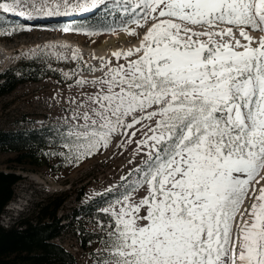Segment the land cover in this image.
<instances>
[{"label": "snow or ice", "instance_id": "6c2138e0", "mask_svg": "<svg viewBox=\"0 0 264 264\" xmlns=\"http://www.w3.org/2000/svg\"><path fill=\"white\" fill-rule=\"evenodd\" d=\"M20 2L0 10L33 18L17 11ZM112 3L130 36L140 35L130 24L146 33L139 47L113 53L126 63L89 65L102 76L75 80L81 99L70 100L75 107L61 130L62 146L78 161L135 125L144 129L133 142L147 148V159L104 209L112 223L98 264H264V0ZM101 6L107 0L31 5L37 17ZM15 30L0 28V35Z\"/></svg>", "mask_w": 264, "mask_h": 264}, {"label": "rangeland", "instance_id": "374dc122", "mask_svg": "<svg viewBox=\"0 0 264 264\" xmlns=\"http://www.w3.org/2000/svg\"><path fill=\"white\" fill-rule=\"evenodd\" d=\"M73 1V3L83 2V0ZM107 2L110 5L112 0ZM25 3L32 9L31 11L35 12L31 7L33 3ZM4 15L8 18L13 17L10 13H4ZM15 18L18 17L15 16ZM73 18L69 15L54 17L50 22L48 20L39 22V25L20 24L19 27L24 30H20L12 38L0 35V70L17 63L21 59L33 57L44 51L50 57L61 59L58 68L71 79L65 83L55 78H45L40 82H27L19 85L11 93L0 97V129L31 128L48 124H54L64 129L66 127L65 119L71 115L68 110L75 107V105L70 104V100H80L83 91L75 85V80L81 78L92 80L102 76L99 71L93 73L78 70L74 73V65L79 59L82 64L92 65L96 68H100L102 63H94L95 57L89 51L87 52L89 55L80 53L83 56L78 57L64 52L63 45L58 44L63 42L60 40L64 39L70 41L71 44L75 41V43H79L80 47H86V49L88 47V49H92V47L95 49L102 45L104 35L115 32H100L95 36H87L61 31L65 27H75L72 26ZM52 23L58 24L51 25ZM127 28L129 30L135 29L139 32V37L130 36L124 27H117L118 31L124 33V36L116 37L114 43L106 46L107 48L116 47L113 53L128 51L129 49L134 50L136 47L133 44L147 30V27L141 29L135 24L127 25ZM254 34L252 33V35ZM237 38L240 37L237 36ZM240 39L243 43L242 38ZM52 51L62 56L53 55L51 54ZM113 53L108 55V58L105 57L106 59L104 58L105 60L103 59L102 62H110L111 66L126 63L123 57L117 60ZM135 58L137 57H132V59ZM86 91L91 94L95 89L88 88ZM136 129H140V131L132 136L131 133ZM143 131L141 125H135L133 129H128L126 134L114 136L109 146L106 149H100L94 157L84 160L75 168L56 171L10 163L8 159L15 156V153L0 152V169L14 171L21 175V179L15 187V197L8 203L0 217L1 223L4 226H10L15 217L20 218L28 215L39 203L57 198L63 193H67L68 196L59 210L58 216H70L81 204L91 201L92 198L108 192L115 194V192L120 191L121 194L118 193V195L110 197L108 203L99 209L106 218L100 216L80 218L82 219L83 230L78 229L73 232L72 226L75 228L78 223L72 222L70 224L72 226L65 227L66 232L55 238V242L60 243L77 257L79 264H98L103 259L109 225L112 223L110 215L105 213L104 209H109L110 205L114 204L116 199L125 192L128 185L136 180L134 169L142 166V161L147 159L144 154L147 148L140 150L138 145L133 142L143 139ZM123 177H126L127 180L122 179ZM80 189L81 191H79ZM144 194V191L141 190L138 194L134 193L133 195L139 199ZM116 208L118 209L119 205H116ZM79 217L77 216L76 219ZM67 221L69 220H64V222ZM90 232L103 233L105 235L103 242L101 244L94 242L89 236ZM81 243H85L86 247H82Z\"/></svg>", "mask_w": 264, "mask_h": 264}, {"label": "trees", "instance_id": "16d2710c", "mask_svg": "<svg viewBox=\"0 0 264 264\" xmlns=\"http://www.w3.org/2000/svg\"><path fill=\"white\" fill-rule=\"evenodd\" d=\"M123 19L124 17L112 8L100 16L89 19L87 23L84 21L81 25L91 29L110 25L122 26ZM2 21L0 28L17 30L16 24L3 19ZM52 62L45 55H39L21 60L18 64L1 71L0 97L11 93L22 83L40 81L46 77L57 78L63 83L70 81L58 69L52 67ZM77 66L75 70L79 68L86 70L88 67L82 65L80 61ZM61 130L54 124L0 129V152L15 153V156L8 159L10 163L56 171L75 168L100 151L88 157H81L78 161L74 160L68 156V149L62 146ZM20 179V174L0 169V217L5 207L15 197V187ZM67 196V193H63L57 198L39 203L28 215L21 217L10 226H4L0 219V264H79L77 257L60 243L55 242V238L66 232L65 227L72 226L70 225L72 222L78 223L75 228L72 226L73 232L78 229L83 230L80 218L86 219L92 216L106 218L99 209L112 195L107 193L96 196L91 201L81 204L70 216H58ZM77 216L80 217L76 219ZM64 220L69 221L64 222ZM89 236L94 242L101 244L105 235L101 232H90ZM81 246L86 247L85 243H81Z\"/></svg>", "mask_w": 264, "mask_h": 264}, {"label": "bare ground", "instance_id": "6f19581e", "mask_svg": "<svg viewBox=\"0 0 264 264\" xmlns=\"http://www.w3.org/2000/svg\"><path fill=\"white\" fill-rule=\"evenodd\" d=\"M22 2H23V0H21V2H20V6L19 7H21V4H22ZM26 2H30V3H33V2H35V3H41L42 2V0H40V2H36L35 0H32V1H30V0H27ZM48 2L49 3H51L52 2V0H48ZM24 3V2H23ZM23 5V4H22ZM19 7H17V8H19ZM81 13H83V12H81ZM53 18V17H52ZM144 34L145 33H143V35H142V37L137 41V42H135L134 44H133V46L134 47H139L140 46V44H141V42H142V40H143V36H144ZM252 34V33H251ZM254 35H256V33L254 34ZM120 36H124V33H122L121 31H117V32H115V33H113V34H110V35H104L103 36V38H102V45L101 46H99V47H96L95 49H93V47H92V49H86V47H80L79 46V43H75V41H74V43H75V45H74V43L73 44H71L70 43V41L68 42L67 40H60V41H63V42H59V44H61V45H63L62 46V48H63V50H64V52H66V53H68V54H73V55H77V54H80V53H82V54H84V55H89V53H87L88 51L90 52V54H93V56L95 57V60L93 61L94 63L95 62H97L96 64H101L102 63V60L105 58V57H107L108 55H110V54H112L113 53V51H115L116 50V47H111V48H107L106 46L108 45V44H110V43H114V41H115V38L116 37H120ZM58 44V45H59ZM77 45V46H76ZM109 46V45H108ZM59 48V47H58ZM93 58V57H92ZM104 61V60H103ZM12 218V216L10 217V219ZM21 218V217H20ZM20 218H18V217H15L14 218V220H13V223H15L17 220H19ZM12 222H11V224H13Z\"/></svg>", "mask_w": 264, "mask_h": 264}]
</instances>
